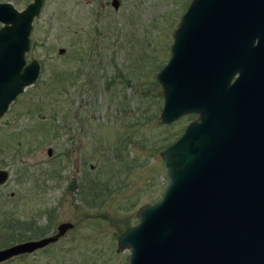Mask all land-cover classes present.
<instances>
[{
  "label": "rangeland",
  "instance_id": "obj_1",
  "mask_svg": "<svg viewBox=\"0 0 264 264\" xmlns=\"http://www.w3.org/2000/svg\"><path fill=\"white\" fill-rule=\"evenodd\" d=\"M30 1L0 0L17 10ZM110 1L42 0L32 20L24 58L39 63L37 78L0 116V169L9 174L0 228L6 218L28 220L37 236L27 240L60 222L73 227L0 264H126L128 251L116 252L115 241L137 222L140 205L158 199L159 152L196 118L160 123L155 80L190 0ZM83 177L106 183L96 207L79 199ZM9 242L0 237V248Z\"/></svg>",
  "mask_w": 264,
  "mask_h": 264
},
{
  "label": "water",
  "instance_id": "obj_2",
  "mask_svg": "<svg viewBox=\"0 0 264 264\" xmlns=\"http://www.w3.org/2000/svg\"><path fill=\"white\" fill-rule=\"evenodd\" d=\"M41 3L0 2V116L37 78L24 55ZM155 80L160 123L196 118L159 152L162 191L137 208L115 251H128L126 264H264V0H190ZM8 175L0 169V185ZM72 227L0 248V262Z\"/></svg>",
  "mask_w": 264,
  "mask_h": 264
},
{
  "label": "trees",
  "instance_id": "obj_3",
  "mask_svg": "<svg viewBox=\"0 0 264 264\" xmlns=\"http://www.w3.org/2000/svg\"><path fill=\"white\" fill-rule=\"evenodd\" d=\"M127 140L122 141V143L127 142ZM120 143H119V141L115 142L116 145L114 147L115 149H114V153L112 155L113 158H116L119 156L118 148H120V146H119ZM80 184H81V187H79V199H80L81 203H83V204L88 205L91 203V205L96 207L99 204V197L105 195L104 191L107 194L106 183L104 181L94 180V179H86L85 177H83ZM70 187H71V189L72 188L75 189V186L72 184L68 185V188H70ZM77 189H78V187H77ZM49 221H50V219L48 220V223H50ZM48 223L46 225L41 226V228H37L40 231L39 234L43 235L44 233H46V231L48 229ZM0 229H1L2 234H3V236H0L1 240L6 241V242L10 241L9 243H5L7 245H9L11 243L13 244L15 242L22 241V240H24L22 237H25V236L26 237L30 236L27 238H33L34 236H37V234L35 233V229L32 226V223H29L28 220H20L19 222H15L14 218H6L3 220V224H2ZM27 232H30V234L26 235ZM7 245H5V246H7Z\"/></svg>",
  "mask_w": 264,
  "mask_h": 264
},
{
  "label": "flooded vegetation",
  "instance_id": "obj_4",
  "mask_svg": "<svg viewBox=\"0 0 264 264\" xmlns=\"http://www.w3.org/2000/svg\"><path fill=\"white\" fill-rule=\"evenodd\" d=\"M111 2H112V0L110 1V5L112 6V4H111ZM194 115V114H193ZM177 138V137H176ZM5 169V168H4Z\"/></svg>",
  "mask_w": 264,
  "mask_h": 264
}]
</instances>
